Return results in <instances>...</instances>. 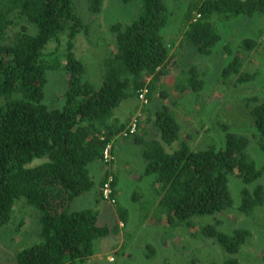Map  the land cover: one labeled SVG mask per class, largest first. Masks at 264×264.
<instances>
[{
    "label": "trees",
    "instance_id": "obj_1",
    "mask_svg": "<svg viewBox=\"0 0 264 264\" xmlns=\"http://www.w3.org/2000/svg\"><path fill=\"white\" fill-rule=\"evenodd\" d=\"M130 1L137 2V13L129 21L111 24L114 42L96 82L87 79L86 65L75 51L76 36L93 20L85 21L73 0H0V230L11 226L18 232L25 222L20 211L37 212L35 237L14 252L13 264L83 262L94 255L95 240L118 231L116 225L99 223V209L74 207L78 197L92 189L95 202H106L100 188L110 173L96 183L91 169L104 166L103 149L117 136L142 146L143 174L152 177L150 191L156 198L150 203L155 210L150 220L171 229L172 241L184 235L211 239L229 255L203 261L198 254L191 264H264V255L250 263L240 259L241 248L251 241L248 228L219 229L225 214L251 215L264 204L261 184L253 191L242 190L236 210L229 189L230 176L249 184L264 174V163L258 165L249 152L254 142L264 155V99L246 97L252 137L219 123L225 133L220 148H192L182 139V126L167 105L147 120L157 130L156 137L148 136L139 116L136 132L123 136L129 123L115 115L120 103L127 98L139 101L136 92L142 88L149 99L155 92L166 97L159 81L180 66L171 51L175 40L163 33L172 16L168 1L122 0ZM102 4L103 0H88L90 14L99 16ZM255 14L264 15V0H191L179 44L188 41L196 52L208 55L221 40L216 20ZM231 44L232 40L224 44V53L233 58L224 68L222 83L229 85L234 77L235 84L252 81L256 73L242 70L241 54L248 56L257 41L243 38ZM59 69L65 89L60 97L52 94L46 101L47 72ZM183 76L173 84L175 91L202 89L195 66ZM229 76L230 82H225ZM115 185L113 176L110 198L119 223L126 225L128 212L117 200ZM144 209L147 217L150 210Z\"/></svg>",
    "mask_w": 264,
    "mask_h": 264
},
{
    "label": "rangeland",
    "instance_id": "obj_2",
    "mask_svg": "<svg viewBox=\"0 0 264 264\" xmlns=\"http://www.w3.org/2000/svg\"><path fill=\"white\" fill-rule=\"evenodd\" d=\"M166 1L169 3L172 16L163 33L167 40H175L171 51L175 52V60L180 65L172 67L170 73L159 81L161 84L158 88L165 90L168 95L161 98L155 92L152 98H148L147 103L127 98L115 110L116 117L121 122L129 123L131 118L139 116L138 122L140 121V126L146 124L148 136L156 137L157 130L152 122L147 123V120L153 119L155 110L167 105L182 126V139H187L190 146L196 149L208 145L220 148L224 145L225 133L219 123H227L231 131L252 137L254 127L248 114L246 97L256 95L264 99V15L255 14L252 17H237L228 21L216 20L221 40L213 46L210 54L203 55L196 52L188 41L179 44L182 38V19L185 8L191 0ZM73 2L77 12L85 21L93 20L85 33L76 36L75 51L78 58L86 65L87 79L97 82L103 59L107 55L109 45L114 42L110 26L115 20L129 21L137 13V2L103 0L99 16L90 14L88 0H73ZM243 38H252L258 43L248 56L241 54L242 70L255 72L256 76L246 83L235 84L236 77H234L229 85L223 84L222 73L233 58V55L224 53V44L232 40L231 45L236 46ZM64 47L63 45L62 51ZM191 66L196 67V72L203 81L202 89L198 92L188 90L183 94L175 91L173 84L177 81L182 82L183 74H189ZM178 75H180L179 80ZM231 76L225 82L228 80L230 82ZM46 78L44 87L46 101L51 99L52 94L55 98L60 97L65 89L63 71L50 70ZM111 146L114 159L108 164L104 163V166H93L91 171L96 183L105 176L106 172L110 173L109 177H116L117 200L127 209L128 221L126 225L119 223L115 202L109 200L95 202L94 189L78 197L74 204L75 209H99V223L112 228L116 225L118 231L95 240L94 255L86 261L73 264H191L198 254L205 258H202L203 261H207L208 258L220 261L229 256L211 239L204 240L184 235L185 237L177 236L172 241L171 229L150 220L155 211L150 208V203H154L156 198H153L150 191L152 177L143 174L145 161L142 156V146L122 136H117L111 142ZM249 152L258 165L264 163V155L254 142L250 144ZM257 184L264 187V174L249 184L243 183L235 176L229 177V189L235 210L240 205L242 190L247 188L253 191ZM145 207L150 210L147 217ZM36 214L34 210L23 209L20 215L24 217L25 222L18 232L13 231L11 226H5L0 230V264H13L14 252L33 241L36 232ZM20 215L16 212V216ZM222 218L224 222L219 229L223 231L230 232L236 227H246L251 232V241L240 250L241 261L250 263L264 255V204L258 206L251 215L241 216L234 211L229 215L225 214ZM196 264L201 262L197 261Z\"/></svg>",
    "mask_w": 264,
    "mask_h": 264
},
{
    "label": "built area",
    "instance_id": "obj_3",
    "mask_svg": "<svg viewBox=\"0 0 264 264\" xmlns=\"http://www.w3.org/2000/svg\"><path fill=\"white\" fill-rule=\"evenodd\" d=\"M136 93H137V98L141 103H147L148 102V98L146 96L147 89H145V88L139 89ZM136 117H134L129 122L126 130L123 133V136H126L128 134H132V133L136 132V129H137V118ZM113 159H114V156L112 154V146L109 143L103 149V161L105 164H108ZM112 179L113 178L111 176L110 177L107 176V179L105 180L102 187L100 188L103 198L106 200H109V201H112V199L110 198L111 194H112V188H111Z\"/></svg>",
    "mask_w": 264,
    "mask_h": 264
}]
</instances>
